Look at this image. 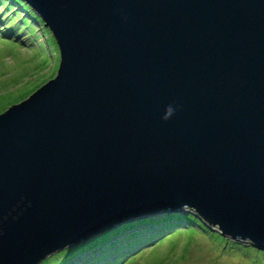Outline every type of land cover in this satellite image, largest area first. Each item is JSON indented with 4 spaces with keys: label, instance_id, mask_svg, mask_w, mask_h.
Here are the masks:
<instances>
[{
    "label": "water",
    "instance_id": "1",
    "mask_svg": "<svg viewBox=\"0 0 264 264\" xmlns=\"http://www.w3.org/2000/svg\"><path fill=\"white\" fill-rule=\"evenodd\" d=\"M24 1L60 60L0 113V264L183 208L264 252V0Z\"/></svg>",
    "mask_w": 264,
    "mask_h": 264
},
{
    "label": "rangeland",
    "instance_id": "2",
    "mask_svg": "<svg viewBox=\"0 0 264 264\" xmlns=\"http://www.w3.org/2000/svg\"><path fill=\"white\" fill-rule=\"evenodd\" d=\"M22 0H0V112L35 92L57 72L59 48L43 21ZM196 216L189 211L153 213L129 218L119 225L98 232L86 242L70 246L47 259V264H66L62 259L69 250L75 253L69 264H264L250 245L234 243L214 236L217 230L200 229L198 220L171 222L169 229L151 224L162 216ZM158 217V218H153ZM144 220H147L146 222ZM202 223V222H201ZM128 226V227H127ZM109 240L98 236L113 232ZM134 236L128 240L131 234ZM90 244L89 250L80 249ZM228 242L233 243L228 240ZM251 248V249H250ZM65 251V252H64ZM101 257V258H100ZM69 262V260H68ZM43 264V262L41 263Z\"/></svg>",
    "mask_w": 264,
    "mask_h": 264
},
{
    "label": "trees",
    "instance_id": "3",
    "mask_svg": "<svg viewBox=\"0 0 264 264\" xmlns=\"http://www.w3.org/2000/svg\"><path fill=\"white\" fill-rule=\"evenodd\" d=\"M22 3H24V0H23V2ZM24 5H26L25 3H24ZM27 7H29L28 5H26ZM32 11V10H31ZM39 17V16H38ZM40 18V17H39ZM41 19V18H40ZM8 108V107H7ZM1 113V112H0ZM153 218H158V217H153ZM192 218H194L193 216H188V217H183V218H181V217H179V215H174V214H172L171 216H169V217H167V216H162V218H159L157 221L155 220V219H153L152 220V222H151V224H148V225H153V226H156V227H162V225H163V228H166V229H169L171 226L169 225L171 222H185V219H188V220H193V221H197L198 222V225H199V227H200V229H202V230H204L205 231V229H206V231L208 232V228L206 227V226H204L202 223H201V221L196 217L195 219H192ZM145 222L147 221V220H144ZM128 227V226H127ZM205 231V232H206ZM117 232V230L115 229V230H113V232H105L104 234H102V235H100V236H98V239L100 240V242H105V240L107 241V239L109 238V236L110 235H112V233L113 234H115ZM135 235V233H133V234H131L130 235V237H127L128 238V240H130V238L132 237V236H134ZM214 236H216V237H218L219 239H221L222 240V236L220 235V234H218V233H216V234H213ZM98 239H96L95 241H90V242H88V245H86L85 247H83V248H81L80 250L81 251H83V250H85L84 252H87L88 250H89V246H91L90 244H94V243H96V241H98ZM224 240H225V243L227 244V245H231V247H232V249L233 248H237V246L238 245H235L234 244V242L233 243H229L228 242V239H225V238H223ZM109 240V239H108ZM251 249V248H250ZM65 252V251H64ZM258 252V251H257ZM68 253V254H67ZM64 254V256L66 255V257H64L63 259H62V262H65L66 264H69L70 263V259H72V258H74L76 255H75V253H72V252H70L69 250H67L65 253H62V255ZM254 255H256V256H258V257H261L262 258V260H264V252H258V253H254ZM68 260H69V262H68ZM43 264H47V263H44L43 262Z\"/></svg>",
    "mask_w": 264,
    "mask_h": 264
},
{
    "label": "bare ground",
    "instance_id": "4",
    "mask_svg": "<svg viewBox=\"0 0 264 264\" xmlns=\"http://www.w3.org/2000/svg\"><path fill=\"white\" fill-rule=\"evenodd\" d=\"M24 3H25V1H24ZM26 4V3H25ZM27 5V4H26ZM151 214H153V213H151ZM151 214H149V215H151ZM136 218H139V217H135L134 219H136Z\"/></svg>",
    "mask_w": 264,
    "mask_h": 264
},
{
    "label": "clouds",
    "instance_id": "5",
    "mask_svg": "<svg viewBox=\"0 0 264 264\" xmlns=\"http://www.w3.org/2000/svg\"><path fill=\"white\" fill-rule=\"evenodd\" d=\"M29 6V5H28ZM30 8V7H29ZM33 12V11H32ZM34 13V12H33ZM42 20V19H41ZM43 24H44V22H43ZM218 233V232H217ZM231 241V240H230Z\"/></svg>",
    "mask_w": 264,
    "mask_h": 264
}]
</instances>
